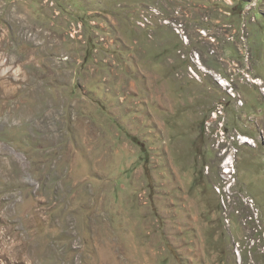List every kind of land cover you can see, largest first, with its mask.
I'll use <instances>...</instances> for the list:
<instances>
[{"label": "rangeland", "instance_id": "374dc122", "mask_svg": "<svg viewBox=\"0 0 264 264\" xmlns=\"http://www.w3.org/2000/svg\"><path fill=\"white\" fill-rule=\"evenodd\" d=\"M0 264H264V0H0Z\"/></svg>", "mask_w": 264, "mask_h": 264}, {"label": "bare ground", "instance_id": "6f19581e", "mask_svg": "<svg viewBox=\"0 0 264 264\" xmlns=\"http://www.w3.org/2000/svg\"><path fill=\"white\" fill-rule=\"evenodd\" d=\"M244 142H246V140H244ZM224 165L227 166V168L229 167V162L228 161H225L224 162Z\"/></svg>", "mask_w": 264, "mask_h": 264}]
</instances>
